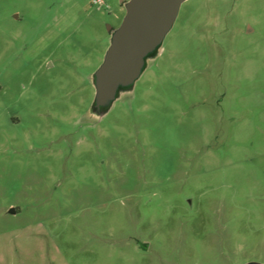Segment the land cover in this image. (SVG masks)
<instances>
[{
  "label": "rangeland",
  "instance_id": "374dc122",
  "mask_svg": "<svg viewBox=\"0 0 264 264\" xmlns=\"http://www.w3.org/2000/svg\"><path fill=\"white\" fill-rule=\"evenodd\" d=\"M130 1L0 0V264H264V0H184L112 94Z\"/></svg>",
  "mask_w": 264,
  "mask_h": 264
},
{
  "label": "water",
  "instance_id": "95a60500",
  "mask_svg": "<svg viewBox=\"0 0 264 264\" xmlns=\"http://www.w3.org/2000/svg\"><path fill=\"white\" fill-rule=\"evenodd\" d=\"M183 1H130L127 14L115 33L100 70V73H103L100 89H109L113 94L115 91L111 86L115 80L128 82L136 76L147 46L164 37ZM10 212L14 213L16 209L12 207Z\"/></svg>",
  "mask_w": 264,
  "mask_h": 264
},
{
  "label": "built area",
  "instance_id": "2783aa9c",
  "mask_svg": "<svg viewBox=\"0 0 264 264\" xmlns=\"http://www.w3.org/2000/svg\"><path fill=\"white\" fill-rule=\"evenodd\" d=\"M93 3H103V0H92Z\"/></svg>",
  "mask_w": 264,
  "mask_h": 264
}]
</instances>
